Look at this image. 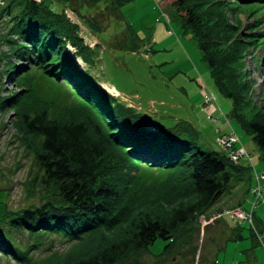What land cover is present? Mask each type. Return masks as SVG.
Instances as JSON below:
<instances>
[{"label":"trees","instance_id":"trees-1","mask_svg":"<svg viewBox=\"0 0 264 264\" xmlns=\"http://www.w3.org/2000/svg\"><path fill=\"white\" fill-rule=\"evenodd\" d=\"M120 1L123 4L130 0ZM234 1L231 6L226 0H167L166 3L182 20L185 32L193 34L219 92L233 104L232 118L253 136L264 152L263 111L252 119L244 114L253 87L246 81L244 62L251 49L264 46V21L248 26L246 33L236 17L238 11L264 0ZM228 12L233 13L234 24ZM3 14H8L11 23L5 39L10 45L5 55L9 63L5 72L17 78L27 94L0 100V109L14 107L16 125L32 139H40L36 154L44 170L43 183L55 188L52 195L43 197L39 206L5 211L0 221V254L23 264H36L28 257L29 251L18 247L14 236L37 233L39 237L54 235L74 242V248L99 242L92 253L79 260L65 261L53 254L41 264H123L132 255L149 252L158 240L166 242L161 255L171 251L180 239L189 246L192 231L188 233L187 227L197 215L212 212L213 215L205 217L208 220L227 210L241 208L253 187V168L243 162L235 164L225 153L205 148L187 121L176 120V124H171L166 120L168 113L162 114L155 103L137 105L114 86L101 81L96 72L98 52L85 43L81 27L65 11L53 9L47 0H12ZM16 58L28 61L30 70L13 63ZM33 71L68 84L79 96L80 104L67 109L70 119L52 118L48 107L35 104L36 97L41 96ZM55 99L58 98L44 102L52 104ZM140 165L172 171L168 176L181 174L182 180L189 184L191 201L180 203L171 211L150 210L131 216L129 207L120 205L123 180L116 175L123 176L122 172L128 175V169L138 173L143 184L151 177L156 181L153 174L143 176ZM237 187L243 193L236 207L220 208L213 213L222 198L232 195ZM129 215L131 220L136 217L126 227ZM255 223L251 238L259 245L264 220L255 216ZM242 240L243 228L238 226L229 241Z\"/></svg>","mask_w":264,"mask_h":264},{"label":"rangeland","instance_id":"rangeland-1","mask_svg":"<svg viewBox=\"0 0 264 264\" xmlns=\"http://www.w3.org/2000/svg\"><path fill=\"white\" fill-rule=\"evenodd\" d=\"M10 1L0 0V100L27 94L26 87L19 85L17 78L5 72L9 64L5 55L10 51L5 39L11 23L3 10ZM166 1L130 0L121 4L120 0H47V3L60 13L65 11L68 18L81 27L85 43L98 52L96 72L101 81L114 86L117 92L129 96L137 105L155 103L162 114L164 111L168 113L166 120L171 124H176V120L192 124L198 142L212 151L224 153L216 144L217 138L237 137L239 148H245L247 154L240 162L253 168L254 186L255 174L264 173V152L254 142L253 136L232 118V102L219 92L193 34L185 32L182 20ZM233 2L226 0L225 3L231 6ZM250 5L242 12L238 11L236 16L240 28L246 29V33L248 26L264 21V3ZM228 15L234 24L233 13L228 12ZM252 51L246 54L244 62V70L248 73L246 81L253 85L250 105L244 111L248 119L260 111L264 113V46L255 49V53ZM14 62L30 70L28 61L16 58ZM31 74L36 77V87L41 96L39 99L35 96V104L48 107L52 118L70 119L71 114L67 109L81 101L73 89L66 83L49 79L41 71ZM53 97L58 98L55 103L44 102L51 101ZM209 98L211 103L208 102ZM13 108L0 109V221L7 209L15 211L39 206L47 195L53 194L55 188V185L49 183L48 187L43 183L44 170L36 154L40 139H32L16 125L18 122ZM139 170L146 177L153 174L158 181L151 177L143 184L137 177L138 173L128 169L130 174L122 172L123 176L119 173L116 175L123 180V202L120 205L129 207L131 216L150 210L171 211L180 203H189L192 197L190 187L182 180L181 174L168 176L172 171L151 169L144 165H140ZM242 191L237 187L232 195L224 196L214 207L213 213L220 208L236 207ZM252 202L250 193L241 207L251 210ZM210 215H197L188 224V233L192 231V244L189 246L183 245V239H180L171 251L161 255L166 242L158 240L149 252L132 255L123 264H264V234L259 236L260 244L256 245L251 238L255 229L246 222L229 217L215 222L205 231L207 221L204 220ZM131 216L126 219V227L136 217L131 220ZM255 216L264 220V200ZM238 226L243 228L244 240L229 241ZM39 236L37 233H16L14 236L18 247L29 251L28 257L36 264H41L42 260L53 254L65 258V261H76L92 253L99 243L92 241L74 248V242L58 236ZM0 264L23 263L0 254Z\"/></svg>","mask_w":264,"mask_h":264},{"label":"built area","instance_id":"built-area-1","mask_svg":"<svg viewBox=\"0 0 264 264\" xmlns=\"http://www.w3.org/2000/svg\"><path fill=\"white\" fill-rule=\"evenodd\" d=\"M35 1H41V0H35ZM209 103H211V99H208ZM216 144L222 149V151L234 162L235 164L240 162L243 158H245L246 150L245 148H242L238 146L239 141L238 138L234 135L226 136V137H219L216 140ZM251 196L253 197L252 202V209L251 210H245L242 207L227 210L223 213H220L211 219H202L204 222H206V226L209 224L214 223L217 219H222L224 217H229L232 220H237L239 222H246L250 224L253 229L256 230V223H255V215L256 210L259 207V205L264 200V173L255 174V185L251 189ZM259 236V235H258Z\"/></svg>","mask_w":264,"mask_h":264}]
</instances>
